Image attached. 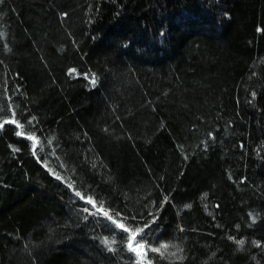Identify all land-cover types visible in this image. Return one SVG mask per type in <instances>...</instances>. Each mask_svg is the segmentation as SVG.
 Instances as JSON below:
<instances>
[{
	"label": "trees",
	"instance_id": "obj_1",
	"mask_svg": "<svg viewBox=\"0 0 264 264\" xmlns=\"http://www.w3.org/2000/svg\"><path fill=\"white\" fill-rule=\"evenodd\" d=\"M12 119L0 264H264V0H0Z\"/></svg>",
	"mask_w": 264,
	"mask_h": 264
},
{
	"label": "snow or ice",
	"instance_id": "obj_2",
	"mask_svg": "<svg viewBox=\"0 0 264 264\" xmlns=\"http://www.w3.org/2000/svg\"><path fill=\"white\" fill-rule=\"evenodd\" d=\"M72 72H75V69H71L70 70V74ZM91 82L93 84H95V78H93ZM14 115L15 114L13 113V117H14ZM6 123H15L18 128H22L23 127L18 122H16L15 119H12L11 121L5 120L2 124H0V128H2L3 124H6ZM17 134L18 135H22L23 133L18 132ZM27 138L30 139V140H34L35 141V137H33V136H29ZM33 147L35 149V143H34ZM33 154L35 155V150L33 151ZM57 178L59 179V177H57ZM69 187H71V185H69ZM76 195L79 196L81 199H86V202L91 204L93 206V208H96L98 213H102L105 217H107V219L111 220L112 223L116 225V227H118V228L122 229L123 231L127 232L128 233V237H127L128 244H127V247L129 249V251L134 252L140 259L144 258V256L146 255L145 245L143 243H140V242L136 241L137 235H139V233H141L143 231V229H131V228L127 227L124 223L118 222L117 220H115L113 218V216L108 211L103 209L102 205L97 207L96 202L94 200H92L91 197L85 198L80 192H76ZM84 211L88 212V209L86 208V209H84ZM93 214H95V213H93ZM103 243L111 250V245L113 243H115V241L114 240L109 241L107 238H105L103 240ZM239 243L242 244L243 241H240ZM167 248H168V245H161L160 248H151L150 250L153 251V252H160L161 255H163V251L162 250H166ZM138 264H139V261H138Z\"/></svg>",
	"mask_w": 264,
	"mask_h": 264
}]
</instances>
